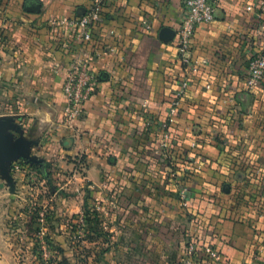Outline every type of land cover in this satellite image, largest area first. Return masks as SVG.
Masks as SVG:
<instances>
[{"label": "crops", "instance_id": "0c3cea01", "mask_svg": "<svg viewBox=\"0 0 264 264\" xmlns=\"http://www.w3.org/2000/svg\"><path fill=\"white\" fill-rule=\"evenodd\" d=\"M259 1L217 0L213 21L195 27L191 54L205 63L192 72L176 48L183 0H101L88 44L50 20L75 17L91 0H0V117L21 126L43 174L69 169L81 183L79 221L94 206L100 264H180L188 241L196 264H264V77L253 90L245 85L261 45ZM30 2L39 10H27ZM87 50L98 83L82 115L66 122L65 68ZM183 79L181 107L164 129ZM11 174L13 186L0 176L1 208L16 205L25 186L24 171Z\"/></svg>", "mask_w": 264, "mask_h": 264}, {"label": "rangeland", "instance_id": "374dc122", "mask_svg": "<svg viewBox=\"0 0 264 264\" xmlns=\"http://www.w3.org/2000/svg\"><path fill=\"white\" fill-rule=\"evenodd\" d=\"M75 164L81 173V161L76 160ZM36 168L26 169L25 166V178L18 179L25 186L17 193V202L12 203L16 205L0 207V229L2 227L4 233V238L0 239V264H100L98 253L104 246L95 244L94 206L83 212L88 222L79 221L81 183L70 178V170L63 168L62 176L51 177L48 183L39 178ZM68 176L71 187L62 188ZM9 196L15 198V193L12 191ZM89 199L92 203L93 197ZM69 200L74 205L70 211L65 207Z\"/></svg>", "mask_w": 264, "mask_h": 264}, {"label": "built area", "instance_id": "2783aa9c", "mask_svg": "<svg viewBox=\"0 0 264 264\" xmlns=\"http://www.w3.org/2000/svg\"><path fill=\"white\" fill-rule=\"evenodd\" d=\"M217 0H183V10L180 26L177 31L176 48L182 64L192 72L198 71L205 60H198L191 54V42L195 27L201 23H210L215 17ZM260 12H264V0L259 1ZM103 11L101 0H91L80 13L75 17H60L51 19L50 23L68 26L77 40L88 44L92 40V27L100 19ZM261 15V14H260ZM261 19V16H259ZM256 34L261 38L259 52L252 55L247 65V76L245 85L249 90H253L259 85L264 77V23L260 22L255 29ZM91 50L80 52L65 68L62 92L67 101L65 109V121L77 120L83 113L84 104L90 98L97 85V74L92 66ZM188 87L186 79L181 80L174 88L173 96L170 100L167 118L162 123V128L167 129L168 124L178 114L182 104L184 93ZM167 134L156 147V152L165 154L168 149ZM190 161L197 168H200L196 159L190 157ZM15 170H25V166L14 163ZM175 175L172 172V176ZM179 201L182 207L189 205L188 188L181 184L179 188ZM42 221V218H40ZM197 246L193 241H188L184 255L180 264H196ZM205 252L214 259H219V254L211 247H205Z\"/></svg>", "mask_w": 264, "mask_h": 264}, {"label": "water", "instance_id": "95a60500", "mask_svg": "<svg viewBox=\"0 0 264 264\" xmlns=\"http://www.w3.org/2000/svg\"><path fill=\"white\" fill-rule=\"evenodd\" d=\"M39 8V4L33 2L26 6V9L31 12H36ZM31 144V141L23 136L21 126L15 122L14 118L0 117V176L11 186L14 184L11 174L14 161L21 160L30 165L40 166L41 171L45 172V162L31 153Z\"/></svg>", "mask_w": 264, "mask_h": 264}, {"label": "trees", "instance_id": "16d2710c", "mask_svg": "<svg viewBox=\"0 0 264 264\" xmlns=\"http://www.w3.org/2000/svg\"><path fill=\"white\" fill-rule=\"evenodd\" d=\"M20 164H22V165L25 166V164H27V163L21 161ZM37 170H38L37 174H38L39 178H41V179H43V180H46V181L49 183V177L46 176L45 174H43L39 168H37ZM88 220H89V219H88Z\"/></svg>", "mask_w": 264, "mask_h": 264}]
</instances>
